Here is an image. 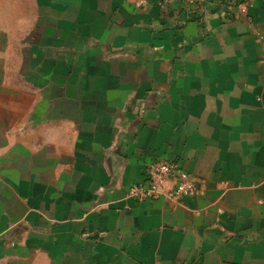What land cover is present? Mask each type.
Listing matches in <instances>:
<instances>
[{"label": "crops", "instance_id": "crops-1", "mask_svg": "<svg viewBox=\"0 0 264 264\" xmlns=\"http://www.w3.org/2000/svg\"><path fill=\"white\" fill-rule=\"evenodd\" d=\"M230 1L0 0V264H264V0ZM166 160L202 194L128 197Z\"/></svg>", "mask_w": 264, "mask_h": 264}, {"label": "built area", "instance_id": "built-area-1", "mask_svg": "<svg viewBox=\"0 0 264 264\" xmlns=\"http://www.w3.org/2000/svg\"><path fill=\"white\" fill-rule=\"evenodd\" d=\"M181 2L188 10L194 13L205 11L208 0H166ZM151 0H136V6L144 8L149 6ZM246 3H239L237 0L228 2L224 9L227 15H232L235 7H240L246 12ZM147 183H136L128 191V197L144 202L147 200H156L160 197H166L173 200H181L188 196H197L202 194L200 183L192 178L187 172L182 170L179 164L173 160L162 161L150 168L148 172ZM169 182L173 183L172 188H167Z\"/></svg>", "mask_w": 264, "mask_h": 264}]
</instances>
